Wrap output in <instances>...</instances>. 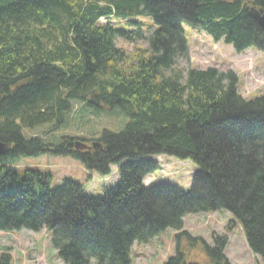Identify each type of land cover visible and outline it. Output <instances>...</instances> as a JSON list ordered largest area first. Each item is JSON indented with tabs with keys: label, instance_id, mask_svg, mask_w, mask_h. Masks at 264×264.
Listing matches in <instances>:
<instances>
[{
	"label": "trees",
	"instance_id": "1",
	"mask_svg": "<svg viewBox=\"0 0 264 264\" xmlns=\"http://www.w3.org/2000/svg\"><path fill=\"white\" fill-rule=\"evenodd\" d=\"M253 7L264 11V0H0V231H51L61 264H132L134 244L173 229L176 255L164 264H230L227 234L208 245L184 230L188 215L227 211L264 256V95L245 99L232 71L179 66L190 50L185 26L237 53H264ZM76 102L129 122L58 145L25 135L67 126ZM77 140L100 148L77 151ZM46 153L103 177L118 166L119 184L87 197L75 182L50 189L47 176L14 167ZM159 156L198 167L190 191L145 185ZM189 246L199 260H188Z\"/></svg>",
	"mask_w": 264,
	"mask_h": 264
},
{
	"label": "rangeland",
	"instance_id": "2",
	"mask_svg": "<svg viewBox=\"0 0 264 264\" xmlns=\"http://www.w3.org/2000/svg\"><path fill=\"white\" fill-rule=\"evenodd\" d=\"M186 38L190 46L187 59H180L179 66L185 69H207L214 67L222 72L232 71L239 80L238 91L245 99L253 100L264 95V53L250 48L237 53L232 46L223 42L215 43L200 30L186 27ZM119 47L133 49V45L118 43ZM69 123L64 126L48 124L36 130H25L27 137L46 135L50 142L58 145L64 137L90 139L101 137L105 130L121 132L129 118L118 111L91 112L83 103H74ZM87 145L85 141H80ZM74 141V142H77ZM162 169L153 173L145 181L146 186L173 185L183 191H190L193 175L198 167L190 161H180L166 156L157 157ZM23 177L32 169L48 177L49 188L55 189L69 180L84 188L87 197L102 198L111 188L119 184V167L113 166L111 177L99 176L87 171L82 163L72 157L43 154L38 157H23L14 164ZM39 192V191H38ZM184 230L194 237L204 239L213 245V234H227L225 249L230 264H264V256L255 255L249 248L241 225L227 211L191 214L184 218ZM176 232L167 229L149 243H136L131 253L132 264H164L176 255ZM195 248L187 247L189 261L194 258ZM9 252V253H8ZM11 255L13 264H61L52 243V232L27 229L11 232L0 231V256Z\"/></svg>",
	"mask_w": 264,
	"mask_h": 264
},
{
	"label": "water",
	"instance_id": "3",
	"mask_svg": "<svg viewBox=\"0 0 264 264\" xmlns=\"http://www.w3.org/2000/svg\"><path fill=\"white\" fill-rule=\"evenodd\" d=\"M250 14L252 18L259 24V26L264 30V11H260L253 7L250 9ZM98 148H100V144L98 142H92L91 145H87L79 141L75 142V149L77 151H90ZM6 151V144L0 142V156L5 155Z\"/></svg>",
	"mask_w": 264,
	"mask_h": 264
}]
</instances>
